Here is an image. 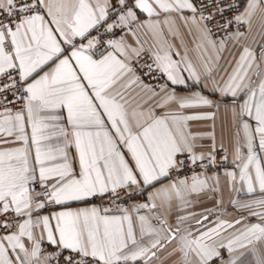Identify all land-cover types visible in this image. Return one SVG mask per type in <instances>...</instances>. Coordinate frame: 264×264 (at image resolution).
<instances>
[{
  "label": "snow or ice",
  "instance_id": "snow-or-ice-1",
  "mask_svg": "<svg viewBox=\"0 0 264 264\" xmlns=\"http://www.w3.org/2000/svg\"><path fill=\"white\" fill-rule=\"evenodd\" d=\"M0 264H264V0H0Z\"/></svg>",
  "mask_w": 264,
  "mask_h": 264
},
{
  "label": "crops",
  "instance_id": "crops-1",
  "mask_svg": "<svg viewBox=\"0 0 264 264\" xmlns=\"http://www.w3.org/2000/svg\"><path fill=\"white\" fill-rule=\"evenodd\" d=\"M258 23L259 22L257 21L256 25H254V30H256L258 28ZM228 55H229L228 53H225V56H228ZM223 197H224V200H225V206L228 207V203L227 202H228V199H229V190H227V189L224 190ZM216 198L219 199L220 197L217 196ZM237 198L245 199L247 197H246V195L244 193H240ZM212 203H213V201L205 199V205L211 206ZM199 207H201V206H198V208ZM229 211H233V209L231 207H229Z\"/></svg>",
  "mask_w": 264,
  "mask_h": 264
}]
</instances>
